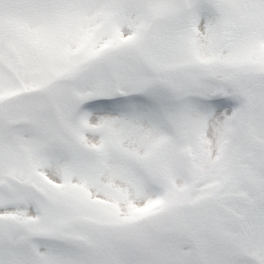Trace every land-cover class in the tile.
Masks as SVG:
<instances>
[{
    "label": "snow or ice",
    "instance_id": "1",
    "mask_svg": "<svg viewBox=\"0 0 264 264\" xmlns=\"http://www.w3.org/2000/svg\"><path fill=\"white\" fill-rule=\"evenodd\" d=\"M0 264H264V0H0Z\"/></svg>",
    "mask_w": 264,
    "mask_h": 264
}]
</instances>
